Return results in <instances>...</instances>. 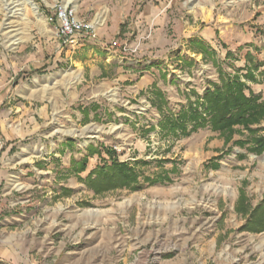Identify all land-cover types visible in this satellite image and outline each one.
Listing matches in <instances>:
<instances>
[{
    "label": "rangeland",
    "instance_id": "1",
    "mask_svg": "<svg viewBox=\"0 0 264 264\" xmlns=\"http://www.w3.org/2000/svg\"><path fill=\"white\" fill-rule=\"evenodd\" d=\"M147 1L129 0L123 35L110 29L115 0H0V248L12 253L0 264H264V151L251 149L264 115L255 132H220L206 100L236 80L264 101V0H221L214 45L185 35L184 10L164 49L136 26ZM59 6L95 36L64 43ZM115 48L122 68L96 59ZM155 64L166 90L118 78ZM188 110L205 119L189 134L161 125ZM114 161L135 187L101 176Z\"/></svg>",
    "mask_w": 264,
    "mask_h": 264
},
{
    "label": "crops",
    "instance_id": "2",
    "mask_svg": "<svg viewBox=\"0 0 264 264\" xmlns=\"http://www.w3.org/2000/svg\"><path fill=\"white\" fill-rule=\"evenodd\" d=\"M117 4L121 7L120 11L115 12L111 19V27L115 33L122 31L123 35L126 34L123 30V19L122 16L129 11L130 5L129 0H115ZM191 6H188L184 0H148L143 4L142 8L139 9L136 13V26L137 24H145L154 27V35L152 40V45L164 49L167 45L170 44V39L167 34L164 33L166 29L170 27H175L173 25L176 21L175 16L186 11L189 14V21L185 27L186 33L190 37H198L214 45L217 41L221 40V0H196L194 3L192 0L189 1ZM113 4V3H112ZM186 4V5H185ZM203 15V16H201ZM210 15V18L208 16ZM216 16V17H215ZM179 25V22H176V26ZM168 27V28H167ZM224 27H227V24H224ZM160 36V37H159ZM104 49L103 47H101ZM102 51H99V54L96 56L97 60H104L108 63H115L118 66V69L122 68L120 58V53H123L119 48L110 50L106 57L102 56ZM120 52V53H118ZM150 67V66H149ZM156 64L151 66L150 69L140 70L139 73H143L141 76L133 73L134 77H130V73L124 74V71H119L118 78L120 80L134 79L136 78V85L138 91H147L154 83L160 85V75L158 73L159 69ZM135 70V69H133ZM122 75V76H121ZM162 88V87H161ZM264 88V86L260 87ZM163 90H166L162 88ZM5 254L12 253L4 248H0V255L5 256Z\"/></svg>",
    "mask_w": 264,
    "mask_h": 264
},
{
    "label": "trees",
    "instance_id": "3",
    "mask_svg": "<svg viewBox=\"0 0 264 264\" xmlns=\"http://www.w3.org/2000/svg\"><path fill=\"white\" fill-rule=\"evenodd\" d=\"M194 43L204 49V43L200 40H195ZM225 84V83H224ZM242 83L238 81H228L223 89L218 88L214 92H210L206 95L207 105L211 113V121L213 123V128L220 130V132H225L228 130L232 132L233 126L235 124H243L251 132H255L254 129L250 127L251 123H257L261 120L264 115V101L261 103H256L254 99L248 98L242 90ZM154 99L153 103L158 106L159 109L163 110L167 105V101L164 97L163 92L154 87L153 91ZM205 119L194 111L184 112L180 119H173L171 117H165L161 125L167 126L170 123V131L176 132V128L180 127L185 134H189L193 128H197L199 125H203ZM187 122L191 123L190 131L187 130ZM254 145L251 149L257 153L264 151V136H258L254 138ZM106 175L108 179L114 180L118 178L119 180H125L121 184L136 186L133 181L136 177L135 171L129 168L127 164L118 163L114 161L110 166L102 168L101 176ZM244 200V199H243ZM243 200L241 203L243 204ZM261 214V219L259 220L261 225L259 228L264 227V203L261 204L258 211L255 213ZM259 219V218H258Z\"/></svg>",
    "mask_w": 264,
    "mask_h": 264
},
{
    "label": "built area",
    "instance_id": "4",
    "mask_svg": "<svg viewBox=\"0 0 264 264\" xmlns=\"http://www.w3.org/2000/svg\"><path fill=\"white\" fill-rule=\"evenodd\" d=\"M56 19V32L64 43L72 41L78 34L95 36L94 23L76 18L72 11H68V7L59 6ZM113 44L118 45L117 42Z\"/></svg>",
    "mask_w": 264,
    "mask_h": 264
}]
</instances>
